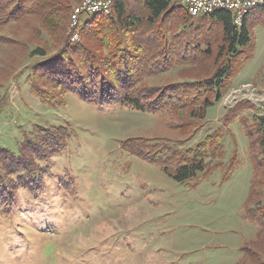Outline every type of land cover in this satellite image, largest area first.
Listing matches in <instances>:
<instances>
[{"label":"rangeland","instance_id":"obj_1","mask_svg":"<svg viewBox=\"0 0 264 264\" xmlns=\"http://www.w3.org/2000/svg\"><path fill=\"white\" fill-rule=\"evenodd\" d=\"M69 21L67 35L72 42ZM247 21L250 42L236 55V74L188 141L184 140L187 131L171 128L164 116L98 107L72 93L62 98L63 107L43 106L31 93L26 75L32 63L43 60L31 55L33 49L45 47L51 54L54 37L36 26L12 28L13 33L4 29L0 96L4 93L9 104L0 117V145L14 148L44 122L69 124L76 135L69 140L68 150L51 163L47 212L42 216L22 212L13 222L0 225V264H236L240 250L255 240L258 230L242 208L253 168L248 137H264L257 108L231 100L242 85L257 86L264 78V10L252 9ZM239 102L244 108L230 119L228 112ZM208 136L217 141L207 160L220 167L185 184L173 182L159 167L121 148L122 141L139 138L181 141L183 151ZM255 149L259 155L256 145ZM71 173L85 197L72 208L58 197L54 184ZM20 205L22 211L25 200ZM15 223L18 228L12 229ZM16 230L32 241L11 250L3 237Z\"/></svg>","mask_w":264,"mask_h":264},{"label":"trees","instance_id":"obj_2","mask_svg":"<svg viewBox=\"0 0 264 264\" xmlns=\"http://www.w3.org/2000/svg\"><path fill=\"white\" fill-rule=\"evenodd\" d=\"M80 1L0 0V42L4 29L13 33L18 27H37L54 37L51 54L41 46L31 53L43 58L28 68L26 79L31 93L50 108L65 106L62 98L72 93L98 107L161 115L171 128L187 131L184 140H190L201 128L207 109L220 101L228 89L227 81L236 74V55L250 42V12L237 27L228 11L192 17L171 0H116L110 18L80 17L79 38L70 42L69 14L73 4ZM8 104L3 93L0 117ZM241 104L236 103L228 112L230 119L244 108ZM74 135L69 124L44 122L26 133L14 148L0 145V225L13 222V217L22 212L40 216L47 212L44 208L51 194L47 184L52 178L51 163L68 150ZM216 139L208 136L183 151L181 141L161 143L139 138L122 141L121 148L159 167L173 182L185 184L220 167V163L207 160L208 154L215 152ZM248 142L253 168L242 208L258 230L255 240L240 250L236 264L247 260L264 264V137H248ZM65 177L54 181L55 191L69 207H76L74 203L85 201V197L72 173ZM16 224L11 228H18ZM3 238L11 250L32 241L18 230ZM35 255H41L39 249Z\"/></svg>","mask_w":264,"mask_h":264},{"label":"built area","instance_id":"obj_3","mask_svg":"<svg viewBox=\"0 0 264 264\" xmlns=\"http://www.w3.org/2000/svg\"><path fill=\"white\" fill-rule=\"evenodd\" d=\"M116 0H83L72 8L70 14V39L78 38L79 19L82 15H103L111 17ZM183 6L192 17L210 15L218 11H228L232 15L233 23L237 27L243 24L244 18L254 8L264 9V0H171ZM232 101L250 102L257 108L258 115L264 126V78L262 82L253 86L242 85L231 96Z\"/></svg>","mask_w":264,"mask_h":264}]
</instances>
